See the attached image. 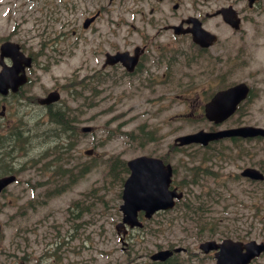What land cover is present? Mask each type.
Segmentation results:
<instances>
[{
    "label": "rangeland",
    "instance_id": "obj_1",
    "mask_svg": "<svg viewBox=\"0 0 264 264\" xmlns=\"http://www.w3.org/2000/svg\"><path fill=\"white\" fill-rule=\"evenodd\" d=\"M262 11L250 10L246 7L245 23L242 31L237 35H230L228 28L221 23L217 24L218 33L227 40L224 64L217 70H211L208 58L204 57L198 63V67L189 69L185 66V60L179 61L181 64L176 73L179 87L173 86L174 92L171 94L162 88L157 90V94L147 92L142 95L122 94L119 88H115L114 93L106 91L98 97H95V94L82 93V97L79 96L80 98L74 100L69 95L71 80H75L77 75L83 77L90 74L91 68L96 65V58H99L97 50L105 47L97 40L79 44L77 48L74 38L62 41L59 47L64 50L65 58H60L59 63L54 64L50 72L46 73L45 87L40 89L36 85L34 92L43 93L46 88L55 84L61 85L63 102L70 108L71 115L77 116L78 130L80 131L85 125L94 127V132H81L77 134V139L72 134L69 135L65 142H76V145L69 153L70 159H67L68 154H65V162L77 167L85 162H91L92 157L86 155L85 151L93 148L99 157L92 163L93 169L83 179L51 200L45 199L30 208L25 203L32 197L29 195L23 197L24 201L15 206L9 203L0 207V263L31 259L32 264L35 262L37 264H112L114 258L122 257L120 251L111 254L113 247L119 244L115 225L121 219V212L118 210L122 202L119 196L122 189L121 181L112 178L107 180V158L120 155L125 158L124 160H128L140 154L163 155L176 166L175 180L189 181L187 169L196 166L197 159L187 156V151L197 152L194 156L197 154L205 156L209 153L210 156H216V150L220 149V145L218 144L215 150L205 153V149L197 147L174 148L173 142L180 135L201 129L209 130L214 126L203 114V103L218 89L241 81L250 82L254 86V96L249 103L243 105L237 115L221 127H231L241 121L264 126V11ZM72 17L80 20L83 14ZM131 33L133 35L135 32L131 31ZM168 37L172 40L175 49L181 51L178 58H189V51L194 50V47L188 38H175L172 35ZM168 37L162 35L157 41L159 44H166L169 41ZM132 39L138 41L136 35L132 36ZM120 42L123 46L122 41ZM239 49L241 53L237 51ZM199 69H202L203 73L200 74ZM191 87L193 88L190 89ZM79 89L83 90V88ZM197 89L199 91H196ZM149 100H153V104ZM43 118L45 117L39 118L31 112L23 118L22 125L28 130L27 135L31 142L28 144L29 151L24 154L26 157L19 158V164L26 163L25 165L29 166L28 160L41 159L43 150L59 142L54 138L46 142L43 133L51 125L49 118ZM143 125L142 130H152L154 138L152 141L139 140L135 137L140 133ZM36 133L39 134L38 137L34 135ZM125 133L132 134L133 141L123 135ZM257 161L258 165L264 166L262 141L259 144ZM221 167L220 162L215 161L210 168L214 175L204 176V188L198 186L192 188V194L202 195L206 203V206L202 207L204 215L199 227L196 229L195 225L186 223L182 207H178L175 213L155 217L162 222L151 223V227L159 231L157 237L150 235L144 237L150 245L142 239L148 231H136L133 235L137 243L136 248L141 254L144 253L145 256L147 252L155 249V243L158 242H164L166 246L170 241L178 243L177 246L193 249L198 248L200 242L206 239L215 236H218V239L234 237L239 232L244 233L242 236L244 240L251 238L264 240V210L258 212L250 207L246 194L244 192L241 194V182L229 178L228 166ZM27 171L22 175V180L31 178L30 182H34L43 178L42 174L38 175L33 169ZM223 182L227 185L223 188L221 197L216 193V187ZM12 189L16 190L15 187ZM95 189L97 191L92 195ZM257 190L264 208V184H259ZM44 191H47V188L39 187L34 190L35 197L37 194L40 197ZM206 192L213 194L207 196ZM86 193L88 196L84 195ZM85 197L84 212L76 209L80 214L77 221L70 220L69 207L74 201ZM176 213L177 222H175ZM166 219H172L171 224ZM199 228H205V231L197 233ZM210 228H214L215 231L212 235H207ZM53 243L58 244L54 250L51 249ZM46 252H51V256L45 255ZM178 257L184 262L183 264L189 263L185 254H180ZM260 262L264 263V257ZM204 264H212V262L205 259Z\"/></svg>",
    "mask_w": 264,
    "mask_h": 264
},
{
    "label": "flooded vegetation",
    "instance_id": "obj_2",
    "mask_svg": "<svg viewBox=\"0 0 264 264\" xmlns=\"http://www.w3.org/2000/svg\"><path fill=\"white\" fill-rule=\"evenodd\" d=\"M239 1L241 0L235 3ZM255 3L254 7L247 5V8L261 9L264 1L256 0ZM224 5L225 0H0V22L2 23L0 71L4 69L12 71L14 59H19L14 55L2 57L1 46L6 42L19 44L21 50L31 58L30 65H26L24 60L20 63V69L28 77L27 83L15 93L11 91L6 95L0 93V128L15 126L22 119V114H25L24 110L34 106L35 98L32 97L35 80L44 70L42 66H45L46 58H62L61 53H55L57 50L60 51L55 47L65 41L67 36H70V32L73 36L77 35V40L81 44L88 39L101 42L107 47L101 55H106L108 51L115 53L120 50H128L134 54L136 48L141 45H135L130 49L118 48L121 46L120 41L123 46L129 44L131 29L148 32L158 30L160 32V29H163L171 32L175 25L182 24L183 29H191L196 22L207 28L212 9L220 10L234 6L233 4ZM237 11L238 14L243 12L242 9ZM80 13L83 14L80 20L72 17ZM90 17H94V20L89 27H85V21ZM51 30H53L52 35ZM141 42L142 48L137 51L140 58L132 71L128 70L122 62H118L108 66L102 63L94 72L99 71L105 74L116 72L123 78L118 80L125 85V89L128 88L134 93L146 90L151 92L162 84L160 75L163 70L171 71L173 67L174 59L168 58L167 55L168 51L172 52V46L170 43L164 46L159 45L156 34L148 37L144 35ZM116 47L118 49H114ZM50 48L55 50L54 53H50ZM224 51L223 45L201 48L195 44L193 56L197 58L202 54L214 53L216 58H219ZM163 75L167 76V72ZM166 84L171 86L172 80H168ZM252 98L253 95L248 96L249 101ZM244 125L260 124L241 121L236 126ZM3 138L0 135V144L7 142L8 144L0 145V147L14 148L18 143L17 140L8 141ZM261 141L264 142V137L234 136L218 141L222 159H220L221 168L229 167L231 179L238 182L246 181L251 185L255 183L248 177H242L241 173L243 170L253 168L264 170V166L258 165L257 161ZM208 147L211 148L212 143ZM2 156L0 153V174L4 172ZM13 163L18 164L20 160L16 159ZM16 168L22 170L20 167ZM12 172L14 171L5 174H12ZM11 186L16 188V192L12 188L1 190L0 206L8 202L17 204L21 197H29V190L22 185L20 179Z\"/></svg>",
    "mask_w": 264,
    "mask_h": 264
},
{
    "label": "water",
    "instance_id": "obj_3",
    "mask_svg": "<svg viewBox=\"0 0 264 264\" xmlns=\"http://www.w3.org/2000/svg\"><path fill=\"white\" fill-rule=\"evenodd\" d=\"M228 22L232 25L235 21L230 12L227 13ZM180 29H177V33ZM198 41L199 39L195 37ZM116 58H119L118 56ZM248 88L244 85H237L218 92L212 101L206 105V114L209 119L220 122L232 114L236 105L247 95ZM58 96H51V100L57 99ZM248 129L253 130V134H263L262 128H239L228 131H219L207 133L204 131L195 134H189L180 137V144H188L192 142H201L207 144L210 140L218 139L225 135L248 134ZM132 173L125 183L123 192L124 204L121 205V210L124 212V221L132 226L141 225L137 220L138 211L144 210L146 216H151L160 208H169L174 205V192L169 193L167 187L170 182L172 168L170 165L165 166L158 159L140 157L134 159L130 163ZM256 178H262V175L255 171L253 174ZM182 194L178 195L180 198ZM205 251L211 249H219L216 253L217 264H246L250 259L258 255L262 250V245H257L251 242L244 247L247 249L243 252V245L239 242L225 240L221 244L215 242H207L201 246ZM172 254L171 251H159L152 256L153 259L165 260Z\"/></svg>",
    "mask_w": 264,
    "mask_h": 264
},
{
    "label": "trees",
    "instance_id": "obj_4",
    "mask_svg": "<svg viewBox=\"0 0 264 264\" xmlns=\"http://www.w3.org/2000/svg\"><path fill=\"white\" fill-rule=\"evenodd\" d=\"M50 119H51V128H49L48 130H46L44 132V136L47 137V139L49 140V138H54L57 141L59 140L58 144L59 147H62V143L68 140V137L70 134H77L76 133V129L72 126V121L70 120V118L67 116V114L65 113L63 108H60L59 106H55L54 108L50 109ZM28 131L25 130L24 133H13L12 136L14 137V140H17L19 144H25L28 141H30V139L28 138L27 135ZM36 137L39 136V134H34ZM71 138V136H70ZM62 139V140H61ZM66 146V144L64 145V147ZM58 147V146H56ZM71 149V147H69ZM12 155H10L11 157ZM85 165V164H84ZM82 166L80 168L79 173H72V174H68L69 177H72V179L75 181L76 179H78L79 176H84L86 173H88V169L89 166ZM118 170H121L123 172H127V168H126V164L125 162L117 159L112 165H110V174H116L118 173ZM121 175V172H119L118 176ZM194 206H189L188 204L185 205V209L187 211V213L190 215L191 217L194 218V216H196V213L199 214H203L201 212H199V208H196L193 210Z\"/></svg>",
    "mask_w": 264,
    "mask_h": 264
}]
</instances>
